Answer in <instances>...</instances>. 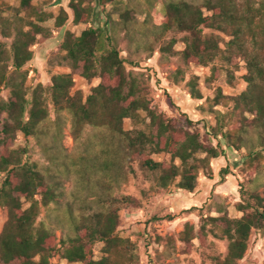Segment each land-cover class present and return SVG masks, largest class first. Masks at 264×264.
Listing matches in <instances>:
<instances>
[{
  "label": "trees",
  "instance_id": "obj_1",
  "mask_svg": "<svg viewBox=\"0 0 264 264\" xmlns=\"http://www.w3.org/2000/svg\"><path fill=\"white\" fill-rule=\"evenodd\" d=\"M99 2H68L72 22L88 26L79 34L65 32L59 45L70 71L50 76L47 90L52 108L69 113L71 128L76 136L83 125L95 126L101 119L108 120L122 144L120 158L130 170V163L138 161L142 168L158 173L160 187L165 188L178 178L176 187L192 192L200 169H208L211 159L225 157V148L219 140L215 145L205 144L195 128L179 127L173 118H166L148 105L139 94L135 79L129 78L117 46L107 42V22H101L96 27L92 25L98 21V13L91 4ZM19 5L21 10L28 11L31 0H19ZM136 12L134 4L115 0L107 12L112 30L123 32L129 39H137L138 35L143 40L149 33L159 37L171 28L184 32L185 45L181 53L186 63L206 66L221 54L225 61L235 64L233 48L242 57L246 63L243 75L246 88L234 100L242 113L240 124L229 130H222L219 124L210 127L207 133L220 136L225 141V147L240 150L246 146L249 126L264 127V64L256 54L244 48L241 31L244 17L235 4L230 0H205L202 4L170 0L164 4L161 14H155L154 18L146 16L139 24ZM68 17V12L60 7L54 25L61 27ZM27 23L28 29L18 28L10 45L13 73L32 59L31 47L47 38L42 26L30 20ZM208 30L229 32L231 38L226 42L224 51L219 45V35ZM37 34L41 35L37 37ZM102 34L104 41L99 46ZM6 59L0 44V93L2 87H10L6 99L0 95V115H3L0 119V206L7 210V218L0 230V264H52L50 259L55 255L81 264H117L112 256L129 248L117 234L118 207L130 198L95 194L92 197L96 199L98 209L88 207L91 209L89 214L81 212L75 215L69 203L64 220L56 213L59 198L64 194L62 180L44 172L41 164L32 160L27 145L15 146L16 133L29 137L42 132L41 124L48 116L42 96L43 86L38 83L27 92L22 81L15 82L14 77L7 74ZM74 74L87 80L99 79L84 98L78 90L71 92ZM192 95L194 98L201 97L196 88ZM245 113L252 117L246 118ZM124 119L143 127L126 130L122 126ZM186 121L190 126L193 124L191 120ZM258 145L259 149H263L262 141ZM158 153L168 154L169 161H156L151 157ZM258 153V149L248 150L250 164L257 159ZM106 168L105 163L97 170ZM108 169H112L113 179L117 178L115 168ZM124 173L125 168L123 176ZM229 173V163H226L218 170V182L221 183ZM112 183L117 184V180ZM238 192L240 199L235 208L241 212L239 217H229L223 203L216 200L208 206L215 215L199 214L202 223L197 229L185 222L179 232V240L186 245H190L193 238H198L204 245L208 233L226 239L225 256L222 259L216 257L213 264H236L247 249L252 229L264 234V198L255 189L244 188L241 183ZM214 197L218 199L219 196ZM41 209L45 210V218L37 221ZM53 213L54 220L51 219ZM63 221H67L73 235L68 231L57 240L54 226H64ZM97 242L101 243L102 255L94 258L93 246Z\"/></svg>",
  "mask_w": 264,
  "mask_h": 264
},
{
  "label": "rangeland",
  "instance_id": "obj_2",
  "mask_svg": "<svg viewBox=\"0 0 264 264\" xmlns=\"http://www.w3.org/2000/svg\"><path fill=\"white\" fill-rule=\"evenodd\" d=\"M124 1L136 6L135 16L139 24L146 16L154 18L155 14H161L164 4L170 0ZM187 1L202 4L205 0ZM68 2L69 0H31L29 10L25 11L20 9L19 0H0V44L7 56V74L13 76L15 82L22 81L27 92L40 83L48 112L41 124L42 132L29 137L16 133L15 146L27 145L32 160L38 161L44 172H50L62 180L64 194L59 198L56 213L63 220L66 218L68 203L75 215L81 212L89 214L91 209L88 207L98 209L96 199L92 197L95 194L130 198L126 204L118 207L117 234L129 248L112 256L117 264H213L216 257L222 259L227 251L226 239L208 233L204 245L198 238H193L190 245H186L179 240V232L185 222L193 224L197 229L202 223L199 214L215 215V212L209 211L208 206L213 205L216 200L223 203L229 217H239L241 212L235 208L240 199L239 183L244 188L255 189L264 198V145L263 149H259L258 145L259 141L264 143V127L250 125L247 145L240 150L225 147V141L220 136L214 137L207 133L210 127L219 124L222 130H229L240 124L242 113L234 100L246 88L243 79L246 73L245 61L233 48L235 53L232 58L235 64L225 61L221 54L206 66L186 63L181 53L185 45L184 32L171 28L159 37L149 33L144 40L138 35L137 39H129L123 32L113 31L111 21L107 18V12L115 0H100L97 4H91L98 13V21L92 25L96 27L101 22H107V42L117 46L129 78L135 79L139 94L148 105L166 118H173L179 127L195 128L205 144L215 145L219 140L225 148V157L211 159L208 169H200L192 192L177 188L178 178L162 188L158 185L157 172L142 168L138 161L130 163L131 170L123 163L120 158L122 144L113 133L108 120L101 119L95 126L85 124L76 136L71 128L69 113L65 110L57 112L52 108L47 90L50 76L56 72L70 71L59 45L65 32L79 34L88 26L72 22ZM230 2L235 4L244 17L241 22L244 48L256 54L264 64V0ZM60 7L68 12L69 17L61 27H56L54 19ZM112 18L115 19L116 16ZM28 20L42 26L47 38L31 47L32 59L13 73V68L10 67V45L18 28L28 29ZM208 31L219 35V45L224 51L226 42L231 38L229 32ZM41 34H37V37ZM103 41L104 34L99 46H102ZM73 80L71 92L78 90L83 98L99 81L98 78L87 80L77 74L73 75ZM194 88L199 91L200 98L193 97ZM9 92L10 87L4 86L0 95L6 99ZM245 117L249 119L252 116L245 113ZM1 118L3 115H0ZM186 120H191L193 124L188 125ZM122 126L126 130L136 126L143 127L134 125L130 119H124ZM250 149L260 150L253 164L247 160ZM151 157L156 161H169L166 153L152 154ZM105 163L108 168H115L118 176L114 179L117 184L112 183V169L97 170ZM226 163H229L230 173L220 183L218 170ZM212 193L219 196L218 199ZM190 208L194 209L189 210ZM54 214L51 215L52 220ZM6 218L7 210L0 206V230ZM44 218L45 210L41 209L37 221ZM63 225L54 226L57 240L68 231L73 235L67 221H63ZM100 249L101 243H95L94 258L102 255ZM50 261L52 264H81L69 262L60 255H55ZM236 264H264V234L261 231L252 229L247 249Z\"/></svg>",
  "mask_w": 264,
  "mask_h": 264
}]
</instances>
